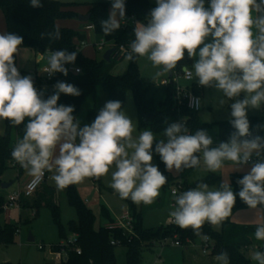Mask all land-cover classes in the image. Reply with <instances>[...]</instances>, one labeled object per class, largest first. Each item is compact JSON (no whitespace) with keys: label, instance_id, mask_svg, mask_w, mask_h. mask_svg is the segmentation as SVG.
<instances>
[{"label":"clouds","instance_id":"clouds-1","mask_svg":"<svg viewBox=\"0 0 264 264\" xmlns=\"http://www.w3.org/2000/svg\"><path fill=\"white\" fill-rule=\"evenodd\" d=\"M30 6L43 7L41 0H30ZM124 21L125 0H111L108 17L100 22L102 32L111 35ZM133 31L135 39L126 55L129 61L146 56L154 67L163 66L164 72H171L185 52L189 59L198 57L192 65L198 85L215 88L234 101L229 106V123L234 129L229 139L212 147L213 139L206 130L188 134L183 121L169 124L163 139H157L150 129L134 137V122L119 100L106 101L94 121L81 126L73 115L74 105L58 104L61 94L79 97L81 90L57 81L53 94L45 99L44 91L34 86L33 76L21 75L16 66L23 37L0 33V123L24 124L12 158L33 177L53 172L52 179L60 189L104 176L114 165L110 186L119 197L152 204L167 181L153 163L154 154L166 171L177 174L198 167L199 153L213 173L225 161L241 170L255 156L256 161L237 181L238 192L229 180H222L216 190L199 183L179 195L173 193L177 207L170 215L179 227H191L200 236L206 221L219 225L232 214L237 196L250 208L264 211V136L253 135L248 119L250 109L264 107V0H209L208 7L205 0H156L148 22H136ZM47 35L51 41L61 38L58 27ZM46 51L45 73L50 78L56 73L67 76L66 65L75 64L77 52ZM43 59V55L38 58ZM74 71L80 73L81 69ZM183 71L192 78L186 65ZM188 100L190 108L200 109L199 97L189 95ZM256 127L264 130V125ZM255 239L264 241V223L257 225ZM251 258L264 264V251L253 249ZM215 259L229 264L227 252Z\"/></svg>","mask_w":264,"mask_h":264},{"label":"trees","instance_id":"trees-1","mask_svg":"<svg viewBox=\"0 0 264 264\" xmlns=\"http://www.w3.org/2000/svg\"><path fill=\"white\" fill-rule=\"evenodd\" d=\"M42 8H33L30 6V0H0V9H2L7 33H15L23 37V44L20 47H29L37 52L44 54L47 49L57 50L65 49L69 52H77V59L74 65H66L68 75L64 76L57 73L56 77L51 81L55 84L57 81L71 83L81 90L79 97H73L65 94L60 95L58 104L74 105L75 111L73 115L76 117L82 110L84 102L88 98H92L94 106L88 112L89 121H94L99 112V104L103 100H119L122 102V108L125 105L127 94L132 91L137 107L138 123L140 129H150L154 134H161L164 129L173 122H185L188 131L195 134L196 130H208L212 126L216 127L217 142H226L234 129L231 127L229 120L217 121L213 125L206 124L201 121L197 111L188 108L184 101L180 109L175 107V96L177 94L176 81L174 80V70L171 72V82L165 86L164 99L156 102L154 96H149L154 83L142 77L139 66L138 56L134 60L129 61L128 68L123 74H113L111 67L121 57H124L130 51V44L135 39L134 27L129 24L122 26L111 35L105 36L101 29V21L107 19L109 7L107 3L97 2L92 4L88 14L91 15L89 23L94 26L97 37L111 42L116 51L112 54L111 60L106 61L103 58L98 60L86 56L82 50L78 49L81 41L85 40V35L79 31L57 26V21L64 18H78L79 14L74 12L67 3L58 0H41ZM156 7V3L151 0H128L126 2V15H134L139 22L147 23L150 10ZM59 28L61 38L51 41L48 33ZM187 52L183 60L178 62L175 68L176 72H180L182 68L190 64ZM17 66V56H15ZM81 68L80 73H76L71 68ZM41 82V77L35 79ZM196 94L200 95L195 85L190 87ZM159 91V89H158ZM54 90L48 89L44 92V98L53 94ZM157 92V91H156ZM250 121V131L253 135L264 136V130L258 129L257 125H264V107L260 116L248 118ZM13 127L7 121L6 130L0 134V175L8 169V163L15 161L11 152L14 148L12 142ZM153 147H155V142ZM159 170L167 177V181L163 188L173 185L177 182V178L171 172L166 171L164 163L159 156ZM201 158V153L198 154ZM201 163V159H200ZM200 165L194 169H198ZM187 170V169H186ZM192 170V169H190ZM245 173H233L231 175V186L234 192L239 191L237 181L242 178ZM95 182L101 185V177H93ZM218 177L209 175L199 181V183L214 184ZM184 184L191 189L186 182ZM196 187V185H193ZM69 203L75 208L78 222L71 221V228L76 233V238L72 246H66V255L63 259L54 264H117L116 247L111 244L112 240H120L121 246L127 247L126 264H142L143 250L151 247L155 243H162L165 240H174L177 238L183 247H187L190 243L195 242L200 237H210L214 241V248L208 255H218L221 252H227L229 256V264H250V258L243 252V249L257 248L260 250V240L255 239V231L257 225H241L232 220L234 214L240 210L249 209L250 207L243 202L238 196L233 206L232 214L222 221L221 230L209 226L205 222L201 229V235L197 236L191 227L181 228L178 225H161L155 228H147L143 224L144 216L137 211V205L131 199H125L129 204V210L134 218L135 235L132 239L125 235L120 229H108L105 226L95 227L96 216L93 209L86 205L76 191L75 187L68 188ZM36 205L38 203L36 202ZM47 205L52 209L56 221L60 226L61 238H65L62 226L59 221V206L51 197ZM3 203L0 202V211ZM23 206L28 207L29 201ZM102 217L109 222L114 221L110 212L106 208H102ZM17 227L14 224L0 223V243H14ZM81 250V253L77 252ZM54 252L61 251V246L56 245Z\"/></svg>","mask_w":264,"mask_h":264},{"label":"rangeland","instance_id":"rangeland-1","mask_svg":"<svg viewBox=\"0 0 264 264\" xmlns=\"http://www.w3.org/2000/svg\"><path fill=\"white\" fill-rule=\"evenodd\" d=\"M63 3H67L70 8L80 15H87L91 9L92 4L97 2H104V0H58ZM156 3V0H151ZM209 0H205V7H208ZM109 11L111 4H108ZM57 26L67 27L80 33L84 34L87 45L82 48L83 53L94 59H102L104 53L110 48L112 43L106 45L105 50L101 51L97 48V43L101 42V38L97 37L94 29L91 27L90 30L83 29L78 18H64L57 21ZM0 31L1 33H7L5 16L0 9ZM96 42V45L93 42ZM21 51L17 55V67L21 75H28L37 72L38 77L45 76L44 68L47 66V52L43 54L45 59L38 60V52L29 47H20ZM198 57H193L190 64L187 67L192 71L193 79L191 81L185 80L182 74L174 70V80L178 82L182 87H191L195 85L198 88L200 96L202 98V106L198 112L202 122L213 125L217 121L229 120V106L233 100L228 99L223 93L215 88L201 87L197 83L194 69L192 65ZM129 60L126 56L115 60V63L111 67L113 74H123L128 68ZM139 71L143 78L154 83L149 96H154L155 101L159 102L164 99L165 86L163 85L164 79H169V72L163 71V66L154 67L152 62L145 57H138ZM157 72H163L160 76H156ZM33 76V75H32ZM37 78V77H36ZM40 82V83H41ZM158 89L161 91L158 92ZM157 91V92H156ZM243 95V94H242ZM223 101V103H221ZM93 99L88 98L84 102L82 110L76 116L80 120L81 126L85 124H91L92 121L88 119V112L93 108ZM102 108V104H99V109ZM123 110L130 116L135 125V131L133 132L134 137H138L140 132L145 129L139 128L137 107L132 91L127 94L126 102ZM262 113L261 109H250L248 111V118L260 116ZM27 123V118L25 122ZM7 121L0 123V129H3V134L6 130ZM12 142L15 147L18 140L23 137L24 124H21V128L12 125ZM209 136L212 137L213 143L216 140L217 129L212 126L207 130ZM157 139H163V133L154 134ZM217 146L214 144L212 147ZM153 163L158 165V159L156 155L153 156ZM9 167L3 174L0 175V202L3 203L0 211V223H10L20 230L19 234L15 236L14 243H0V264H54L59 262V259L55 256L53 251L54 246H61L62 243L66 246L68 239H73L76 233L72 230L70 222L73 220L75 223L78 222V217L75 208L69 203L68 200V188L60 189L56 186L55 181L52 179L53 172H49L46 181L40 186L32 197H29L31 206H23L27 199H22L20 202L9 206V197L18 189H22L28 182V171L21 167L16 161L9 162ZM251 167L249 163L244 166L241 170H235L236 165L232 162L225 161L224 166L213 173L207 170L203 162L201 153V163L198 169H187L183 173L177 174L171 172L174 177L178 180L182 179L190 188H194L200 179L207 175L216 174L218 176L217 181L214 184L209 185L210 190H216L222 180L228 181L231 184V173L233 171H245L247 172ZM115 171L113 165L108 174L101 176V185L95 182L93 177L85 178L82 182L75 184V189L80 195L81 199L86 203L87 206L93 209L96 216L95 227L99 228L104 226L105 219L102 217V208L108 209L112 214L118 215L120 212L127 210L130 206L125 199H121L119 195L111 188L112 172ZM13 183L11 187L4 188L3 184ZM173 185L166 188L161 187L160 195L154 200L152 204L135 203L137 205V211L142 213L144 216L143 224L147 228H155L161 225H167L171 218L170 213L175 209L170 206L171 203V188ZM232 187V186H231ZM59 206L60 216L59 221L62 226L65 238H61L60 226L55 219L52 209L47 205L50 198H53ZM36 202L38 205H36ZM7 206V207H6ZM5 207V209H4ZM262 206H258L260 208ZM261 216V217H260ZM233 221L241 225H258L264 223V211L258 209H245L238 211L233 216ZM207 222V221H206ZM222 228V222L219 225H215L216 230ZM32 232L34 241L28 240L29 233ZM204 239L202 237L194 242L190 243L191 250L198 252L200 255H206L202 253ZM211 243L214 241L211 239ZM39 245H43L44 249H40ZM188 245V246H190ZM72 246V245H71ZM70 246V247H71ZM260 250L264 251V241L260 242ZM252 248L243 249V252L250 258V264H257L251 258ZM255 250H258L257 248ZM116 258L117 264H126V253L127 247L117 246L116 247ZM189 252L181 246H176L173 240H169L167 245L162 243H155L151 247H146L143 250V261L142 264H157L161 260L163 264H185V261L189 259Z\"/></svg>","mask_w":264,"mask_h":264},{"label":"built area","instance_id":"built-area-1","mask_svg":"<svg viewBox=\"0 0 264 264\" xmlns=\"http://www.w3.org/2000/svg\"><path fill=\"white\" fill-rule=\"evenodd\" d=\"M107 4H111V0H104ZM128 0H125V4ZM136 22H139V20L134 16V15H126V21L122 22L121 25L122 26H125V25H129V24H132V25H135ZM93 28L94 29V26L92 24L89 25V28ZM107 43H111V42H107L106 40L102 39L101 42H98L97 43V48L101 51H104L105 50V47L107 45ZM87 45V42L86 40H83L80 42V44L78 45V49L82 50V48L84 46ZM47 67V66H46ZM45 67V68H46ZM45 68H44V73H45ZM74 68L76 67H72L71 69L74 71ZM81 69V68H80ZM190 70V69H189ZM81 72V71H80ZM180 74H182V76L185 78V80L187 81H191L193 79V74H192V78L189 79L186 74L184 73L183 71V68L180 72H178ZM33 77H38L37 75V72L33 73L32 74ZM57 73L54 74L51 78L48 76L47 73H45V76L42 77V82L41 83H38L34 80V86L38 89V90H42V91H47L48 89H52L54 90V85L55 84H51V81L56 77ZM171 82L170 80V77L169 79H164L163 80V85L164 86H167L169 83ZM176 90H177V94L175 96V107L177 109H180V106L181 104L186 101V105L188 106L189 109L193 110V111H197L199 112L200 109H201V106H202V98L200 95L196 94L190 87H182L180 84H178V82H176ZM189 95H193V96H196V97H199L200 98V109L197 110V109H194V108H190L189 107V100H188V96ZM188 134H191L189 131H188ZM220 142H215L213 143L216 144L218 146ZM212 145V146H213ZM256 161V157L253 156L252 158V162H255ZM250 162V164L252 163ZM48 176V171H45L44 175L42 178H36V177H31L28 182L24 185V187H22V189H18L17 191H15L10 197H9V202H8V205L9 206H13L14 204L20 202L22 199H26V198H29L31 197L39 188L40 186L46 181V178ZM189 190L188 187L184 184V180L182 179H179L177 180L176 183L173 184V187L171 188V196H172V199H171V203H170V206L172 208H176V203H175V197L173 196V193L175 192L176 195H179L185 191ZM7 207V206H6ZM5 209V207H4ZM134 218L133 216L131 215V212L129 210V208L127 210H124L122 212V214L114 219V221L112 222H109L108 224L104 225L106 228L108 229H120L123 231V233L127 236H129V239H132V237H134L135 235V230H134ZM167 225H177L174 221V218H170L169 220V223ZM20 230H17V234H19ZM76 238V236H75ZM75 238L73 239H68V243L66 244V246H71L74 241H75ZM204 241H203V247H202V252L206 255H208L209 253H211V251L213 250L214 248V244L211 243V239L210 237H207L206 236V239L203 238ZM169 240H165L162 242V245H167V242ZM173 243L176 245V246H181L183 247L182 243L180 242V240H178L177 238H175L173 240ZM112 245L114 246H121L122 245V242L120 240H112L111 242ZM63 243L61 245V251H58V252H55V256L57 257V259H59V262L63 259L64 255H66V250H65V247H66ZM39 248L40 249H44V246L43 245H39ZM77 252L78 253H81V250L80 249H77ZM158 264H163L162 261L160 260Z\"/></svg>","mask_w":264,"mask_h":264},{"label":"crops","instance_id":"crops-1","mask_svg":"<svg viewBox=\"0 0 264 264\" xmlns=\"http://www.w3.org/2000/svg\"><path fill=\"white\" fill-rule=\"evenodd\" d=\"M79 21H80V23H81V26L83 27V29H86V30H90V28H89V25L91 24V23H89V21H81L80 19H79ZM95 32V31H94ZM0 33H1V31H0ZM87 38H85V40H86ZM101 41H102V39H101ZM96 42L97 41H95V42H93V44L94 45H96ZM109 43H107V45H108ZM111 44V43H110ZM110 48H113V45H111L110 46ZM109 48V49H110ZM83 51V50H82ZM41 55H43V54H41V53H39L38 52V56L40 57ZM38 57V58H39ZM172 72V71H171ZM171 72H169V75L171 76ZM162 74H163V72H161ZM169 76V77H170ZM33 79L35 80V77H33ZM161 90L159 89V91L158 92H160ZM165 96V95H164ZM107 100H103V102H102V107H103V105H104V103L106 102ZM93 103H94V101H93ZM94 106V105H93ZM18 127V129H20L21 128V125H19V126H17ZM217 135V134H216ZM215 142H216V140H215ZM214 142V143H215ZM236 172H239V173H246L245 171H233L232 173H231V175L233 174V173H236ZM48 174H49V172H48ZM210 175V174H209ZM209 175H207V176H209ZM212 175H214V174H212ZM216 175V174H215ZM206 176V177H207ZM217 176V175H216ZM32 176L31 175H28V177L26 178V180H28V179H30ZM48 177V176H47ZM218 177V176H217ZM231 177V176H230ZM203 179V178H202ZM201 180V179H200ZM197 184H199V182L197 183ZM196 184V185H197ZM35 194V193H34ZM33 194V195H34ZM32 195V196H33ZM31 196V197H32ZM27 200L26 201H29V206H31L32 204L30 203V200H29V198H26ZM109 211V210H108ZM110 212V211H109ZM237 213V212H236ZM235 213V214H236ZM122 214V212H120V214H118V215H114V214H112L111 212H110V215H111V217H112V219H116V218H118L120 215ZM234 214V215H235ZM261 217V216H260ZM233 218V217H232ZM233 220V219H232ZM235 222V221H234ZM109 223V221L108 220H106L105 219V224L104 225H106V224H108ZM236 223V222H235ZM215 227V226H214ZM221 230V229H220ZM195 243H196V241L194 242V245H195ZM191 247H193V246H187V247H184L188 252H189V259L188 260H186L185 261V264H221V262L220 261H217L216 259H215V257H216V255H200L198 252H195L194 250H191ZM203 253V252H202ZM58 263V262H57ZM158 264V263H157Z\"/></svg>","mask_w":264,"mask_h":264},{"label":"water","instance_id":"water-1","mask_svg":"<svg viewBox=\"0 0 264 264\" xmlns=\"http://www.w3.org/2000/svg\"><path fill=\"white\" fill-rule=\"evenodd\" d=\"M90 17H91L90 14H87V15H80V16H79V19H80L81 21H89V20H90ZM115 51H116V48H114V47L108 49V50L104 53L103 59L106 60V61H110V60H111V56H112V54H113ZM171 75H172V74H171ZM12 184H13V183L3 184L2 187H4V188H9V187L12 186ZM73 187H75V184L70 185V186H68L67 188H73ZM207 223H208V222H207ZM208 225H209V226H212V227L215 226V225H212V224H210V223H208ZM28 240H29L30 242L34 241V236H33V233H32V232L29 233ZM252 249H255V248H252Z\"/></svg>","mask_w":264,"mask_h":264}]
</instances>
